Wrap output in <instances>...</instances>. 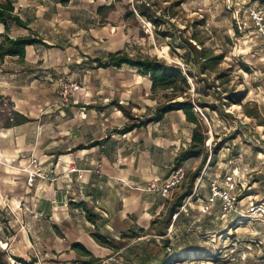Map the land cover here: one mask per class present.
<instances>
[{
    "label": "crops",
    "instance_id": "1",
    "mask_svg": "<svg viewBox=\"0 0 264 264\" xmlns=\"http://www.w3.org/2000/svg\"><path fill=\"white\" fill-rule=\"evenodd\" d=\"M15 11L31 21L29 27L45 44L27 45L23 58L5 56L0 62V96L10 101L9 109L18 117L26 118L5 125L9 113L0 112L1 245L28 264L30 259L38 264L37 256L43 264H99L128 246L118 240L138 242L142 233L165 221L171 198L147 188L170 175L174 159L191 142L194 124L183 110H172L157 121L122 131L129 122L124 111L136 121L153 115L160 104L149 76L125 65L143 85L119 91L108 82L88 79L82 84L69 68L76 47L49 43L32 19H25L21 9ZM27 34L22 27L8 33L12 38ZM59 77L81 86L66 102L58 95ZM201 158L189 157L180 165L188 173ZM24 167L40 173L32 185ZM220 214V209L213 213L216 219L233 215Z\"/></svg>",
    "mask_w": 264,
    "mask_h": 264
},
{
    "label": "rangeland",
    "instance_id": "2",
    "mask_svg": "<svg viewBox=\"0 0 264 264\" xmlns=\"http://www.w3.org/2000/svg\"><path fill=\"white\" fill-rule=\"evenodd\" d=\"M12 1L49 43L76 47L69 68L82 84L88 79L108 82L119 91L143 85L130 67L99 66L93 60L116 50L176 64L189 82L186 94L201 124L206 160L197 177V168L186 172L185 182L170 192V203L186 189L193 195L183 200L184 208L167 227L164 221L151 226L138 242L118 240L128 246L99 264H242L244 252L247 264L264 260V215L251 211L264 204V36L252 18L254 10L264 18V0H233L232 5L227 0ZM202 47L207 57L220 56L204 70L199 64ZM230 92L240 106L225 99ZM165 93L155 91L159 103L165 102ZM235 168L234 219H216L218 203L212 214L203 213L199 198L209 192L210 181L222 180ZM2 247L9 264L10 252Z\"/></svg>",
    "mask_w": 264,
    "mask_h": 264
},
{
    "label": "trees",
    "instance_id": "3",
    "mask_svg": "<svg viewBox=\"0 0 264 264\" xmlns=\"http://www.w3.org/2000/svg\"><path fill=\"white\" fill-rule=\"evenodd\" d=\"M140 14L145 15L144 11H140ZM30 20H23L19 13L15 11V7L12 0H1L0 1V23L4 26V32L1 35L0 40V62L3 61L5 56H18L20 59L23 58L25 53V47L27 45H33L37 43L45 44L42 41V37L35 31L29 27ZM26 28L29 30V34L17 37H10L8 33L13 28ZM203 45V44H202ZM206 49L205 47L201 48L199 52V64L201 68L204 70L206 65L211 61H216L220 58V56L214 55L212 57H207L205 55ZM94 61L98 63L99 66L101 64H105V66H115L121 67L122 65H128L131 67H135L139 70V72L143 75L149 76V79L152 83V91L155 92L159 90H168V93H165V102L160 103L153 115L147 118L136 119L127 111H124L125 115L128 116L129 122L122 128V131L127 132L136 127L143 126L151 121H157L163 117L166 112L172 110H183L187 120L194 124L193 134L191 137V142L186 150L182 151L176 158L174 159L173 169L178 167L180 163L189 158L196 157L202 154L201 161L199 166L194 171L193 177H197L200 168L205 164L206 154H203L204 147V134L200 129L201 124L197 114L193 109V105L187 97V90L189 87V82L187 80L186 75L181 71L178 65L173 63H166L163 60L157 59L156 57H150L148 55H143L138 53L135 57L131 56L125 51H114L108 53L104 58L96 57ZM247 68V67H246ZM186 73L192 76V72L189 69H186ZM183 97L182 100H179L178 97ZM229 104L239 103L236 98L235 93L230 92L225 97ZM12 104L7 98L0 96V112H8L10 120L4 123L5 125H9L11 122H21L25 121V117H18V113L14 110H10V106ZM200 106L204 107L203 103H200ZM191 193V189L184 190L181 194L177 195L175 199L169 204L166 215H165V223L166 227L172 222V215L176 212H179L180 207L183 204V200ZM156 222V221H155ZM132 234L129 237H134ZM73 247H77L78 244L72 245ZM87 254H89L87 252ZM18 260H23L21 257H16ZM93 259L92 261H95ZM30 264L35 262L34 259H30ZM0 264H7L5 261V251L0 249Z\"/></svg>",
    "mask_w": 264,
    "mask_h": 264
},
{
    "label": "built area",
    "instance_id": "4",
    "mask_svg": "<svg viewBox=\"0 0 264 264\" xmlns=\"http://www.w3.org/2000/svg\"><path fill=\"white\" fill-rule=\"evenodd\" d=\"M230 5H232L233 0H227ZM252 18L255 21V24L258 28V31L264 36V18L261 11L254 10L252 12ZM57 85H58V95L62 102L68 101L70 95L73 93H76L80 90L81 86L80 83L72 80L67 77H59L57 79ZM199 109V108H198ZM201 112V111H200ZM34 162V160H32ZM71 171H76L75 167H70ZM23 171L27 174V184L32 185L34 179L37 176H40V173L38 170H32L28 167H24ZM186 169L179 165L178 167L172 169L170 175L163 179L162 181H152L149 186L148 190L152 192L160 193L162 196L168 197L170 192L180 186L183 181L186 179ZM239 176L238 169L235 168L232 170L229 174H225L222 180H219L217 177L212 179L209 183V193L204 198V200L200 204V210L203 213H209L213 206L218 203L220 206V217L226 218L231 213H234L237 211V200H236V191L238 186L237 178ZM193 195V192H191L185 199L191 198ZM184 208V205L180 207V209ZM254 213H259V215H264V204L256 205L252 207L251 209ZM178 215V212L174 213L172 215L173 219H175ZM6 244V243H5ZM0 245H1V238H0ZM4 250L7 251V244L6 247H2ZM247 253H242L239 257V260L242 262V264H247ZM9 264H28L26 260H18L16 257L10 256L8 258ZM37 262L40 263V259L37 256ZM192 264H200L198 262H192ZM214 264H231L227 260H219L215 262ZM255 264H264V260L258 261Z\"/></svg>",
    "mask_w": 264,
    "mask_h": 264
},
{
    "label": "bare ground",
    "instance_id": "5",
    "mask_svg": "<svg viewBox=\"0 0 264 264\" xmlns=\"http://www.w3.org/2000/svg\"><path fill=\"white\" fill-rule=\"evenodd\" d=\"M147 22V21H146ZM147 24V23H146ZM209 142V141H208ZM170 229V228H169ZM171 231V230H170ZM167 233V232H166Z\"/></svg>",
    "mask_w": 264,
    "mask_h": 264
}]
</instances>
